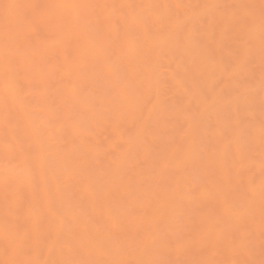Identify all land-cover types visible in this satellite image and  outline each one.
<instances>
[{"label": "rangeland", "instance_id": "374dc122", "mask_svg": "<svg viewBox=\"0 0 264 264\" xmlns=\"http://www.w3.org/2000/svg\"><path fill=\"white\" fill-rule=\"evenodd\" d=\"M0 264H264V0H0Z\"/></svg>", "mask_w": 264, "mask_h": 264}]
</instances>
